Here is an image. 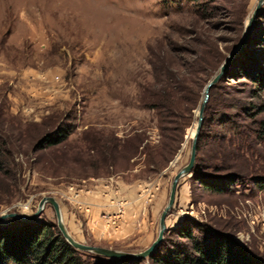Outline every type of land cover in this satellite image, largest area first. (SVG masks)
I'll return each mask as SVG.
<instances>
[{"label": "rangeland", "instance_id": "1", "mask_svg": "<svg viewBox=\"0 0 264 264\" xmlns=\"http://www.w3.org/2000/svg\"><path fill=\"white\" fill-rule=\"evenodd\" d=\"M257 2L0 0V215H32L42 197L52 195L77 240L131 252L146 249L139 239L144 232L121 234L120 212L103 209L99 220L105 230L89 232L90 215L84 213L90 207L81 197L107 193L112 205H120L136 184L149 205L164 187L156 239L172 180L189 161L197 108L179 148L166 163L158 157L162 168L156 170L148 154L164 149L163 133L174 139L180 134L173 118L162 123L167 130L161 128L158 110L142 100L143 87L166 75L195 77L204 59L211 60L210 80L240 44ZM262 11L235 56L234 74L212 97L214 111L226 99L241 107L264 101V92L253 98L251 89V77L260 71L257 57L264 53V6ZM60 128H67L66 142L56 149L38 148L39 140ZM256 149L241 163L242 183L225 193L204 191L191 174L181 178L162 254L192 249L191 241L175 231L184 225L197 237L205 229L223 232L264 262V189L253 181L264 177V131ZM16 221L21 220L0 225ZM35 221L59 230L50 204ZM141 264L158 263L147 258Z\"/></svg>", "mask_w": 264, "mask_h": 264}, {"label": "trees", "instance_id": "2", "mask_svg": "<svg viewBox=\"0 0 264 264\" xmlns=\"http://www.w3.org/2000/svg\"><path fill=\"white\" fill-rule=\"evenodd\" d=\"M257 58L260 71L251 77L253 98H261L264 92V53ZM238 59L239 56L231 62L227 72L211 89L205 107L191 179L198 181L206 192L225 193L231 186L242 183L241 172L245 169L241 163L247 156L256 154V144L261 141L264 131V119L260 117L264 113V101L241 107L226 99L219 110L212 109L214 93L226 77L234 74ZM202 62L205 66L195 77L184 73L178 77L166 75L143 87L142 100L148 108L158 110L161 128L167 130L162 123L173 118L180 134L174 139L170 133H163L164 149L148 154L149 163L156 170L162 168L158 157H162L164 163L171 159L179 148L185 129L195 119L194 110L202 102L203 90L211 75V60ZM68 136L67 128H60L39 140L38 148L56 149L67 141ZM209 170L214 174L207 173ZM220 171L227 172L218 175ZM253 181L259 189H264V177ZM175 231L191 241L192 249L181 247L169 255L162 254L163 241L148 259L158 264H264L223 232L205 229L202 236L197 237L192 228L184 225ZM144 260L112 259L78 250L68 243L55 224L47 221H16L0 225V264H141Z\"/></svg>", "mask_w": 264, "mask_h": 264}, {"label": "water", "instance_id": "3", "mask_svg": "<svg viewBox=\"0 0 264 264\" xmlns=\"http://www.w3.org/2000/svg\"><path fill=\"white\" fill-rule=\"evenodd\" d=\"M263 6H264V0H258L255 9L253 10L252 14L250 15L248 19L247 28L243 34V38L240 44H238L236 47H234L230 51L225 61L221 64L219 70L206 83L204 87L202 102L196 110L197 123H196L195 132L192 136L189 161L186 165H184L176 173V175L174 176L172 180L167 205L165 206V208L163 209L160 215L158 236L156 237V239L152 242V244L149 247H147L146 249L142 251L131 252V251H124V250H119L115 248L105 247V246L90 245V244H86L84 242L77 240L71 234V232L69 231L64 221L63 213H62V209H61V205L59 201L56 199V197L52 195L42 197V199L39 201L37 210L32 215H27V214L17 212V211L4 212L3 214L0 215V224L5 222L7 219H12V218H16L24 222L35 221L41 216L47 204H50L55 211L56 218H57V226L60 232L62 233L63 237L68 241V243H70L76 249L84 251V252H91V253H94V254H97L103 257H107V258H112V259H129V260L141 261L143 259L150 257L164 240V235H165V232L167 231L166 219H167L169 212L173 209L175 205L179 181L181 180V178L187 175H190L192 170L195 167L196 156H197V142H198V137H199V134L202 128L203 121H204L205 107L210 98V91L221 80L222 76L229 69V66L232 60L245 46L246 40L253 29L255 20L261 16Z\"/></svg>", "mask_w": 264, "mask_h": 264}, {"label": "crops", "instance_id": "4", "mask_svg": "<svg viewBox=\"0 0 264 264\" xmlns=\"http://www.w3.org/2000/svg\"><path fill=\"white\" fill-rule=\"evenodd\" d=\"M141 187L142 185L139 187H136V184L133 185L130 192L131 195L127 198V202L120 205H112L110 202L113 198H111V195L109 197L107 193L105 195L87 193V195L81 197V200L83 201L82 204L90 207V213H84L86 216L90 215L89 220L85 225L87 230L95 235H99V232L105 230L103 221L99 220V213L103 209L109 210L113 215L120 212L121 218L123 219V221L122 219L119 221L121 234H133L134 236L140 232H144L145 234L139 237V239L143 242L142 245H147L146 247H149L153 241L155 222L159 217V211L166 199L167 193L164 187L161 188L154 201L148 205L146 203L147 194L138 192L139 189L142 191ZM147 189L150 190L151 187H147ZM112 196L115 198V195ZM72 219V222H75L73 217ZM73 224L75 227L76 224Z\"/></svg>", "mask_w": 264, "mask_h": 264}, {"label": "bare ground", "instance_id": "5", "mask_svg": "<svg viewBox=\"0 0 264 264\" xmlns=\"http://www.w3.org/2000/svg\"><path fill=\"white\" fill-rule=\"evenodd\" d=\"M197 123V122H196ZM196 129V124L193 125L191 131H190V136L192 137Z\"/></svg>", "mask_w": 264, "mask_h": 264}]
</instances>
